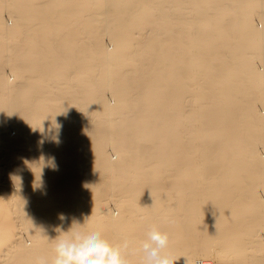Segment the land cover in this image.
<instances>
[{"label":"bare ground","instance_id":"bare-ground-1","mask_svg":"<svg viewBox=\"0 0 264 264\" xmlns=\"http://www.w3.org/2000/svg\"><path fill=\"white\" fill-rule=\"evenodd\" d=\"M260 106L264 0H0V264L74 220L132 264L153 228L175 264H264Z\"/></svg>","mask_w":264,"mask_h":264},{"label":"clouds","instance_id":"clouds-1","mask_svg":"<svg viewBox=\"0 0 264 264\" xmlns=\"http://www.w3.org/2000/svg\"><path fill=\"white\" fill-rule=\"evenodd\" d=\"M56 127L57 135L54 141L59 144V126ZM45 166L58 170L54 157H50ZM58 219L63 224L68 217L64 213H60ZM76 225L81 224L74 220L67 232L62 230V225L56 227L55 230L64 235L59 236L56 240L53 264H132L124 251L128 248L127 241L122 247L114 246L110 240L102 238L98 231L86 232L75 227ZM168 244V232L153 228L142 245L145 254L144 264H175L177 259L167 251ZM37 264H48V261L41 257Z\"/></svg>","mask_w":264,"mask_h":264},{"label":"rangeland","instance_id":"rangeland-1","mask_svg":"<svg viewBox=\"0 0 264 264\" xmlns=\"http://www.w3.org/2000/svg\"><path fill=\"white\" fill-rule=\"evenodd\" d=\"M7 22H10L9 18H7ZM258 24L260 25L261 23L258 22ZM259 65H260V63H259ZM259 65H258V66H259ZM259 68H260V69H263L262 64L259 66ZM260 107H261V106H260ZM262 109H263V108L261 107L260 110H261L262 112H264V109H263V110H262ZM10 129H12V128H10ZM10 131L13 132V129L10 130ZM112 154H113V153H112ZM262 154L264 155V151H263ZM113 155H114V154H113ZM12 184H13V183H12ZM12 186H15V185H12ZM262 195H263V197H264V192L262 193ZM27 241H28V240H27ZM211 260H212V259H211Z\"/></svg>","mask_w":264,"mask_h":264}]
</instances>
